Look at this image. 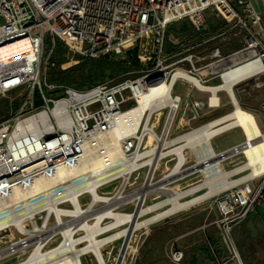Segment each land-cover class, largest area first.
I'll return each mask as SVG.
<instances>
[{
    "label": "built area",
    "instance_id": "built-area-1",
    "mask_svg": "<svg viewBox=\"0 0 264 264\" xmlns=\"http://www.w3.org/2000/svg\"><path fill=\"white\" fill-rule=\"evenodd\" d=\"M208 11L244 32V42L252 48L246 57L262 62L251 78L256 88H264V25L250 0H0V48L24 38L31 46L29 55L10 60L0 57V99L12 102L22 98L15 110L5 111L8 117L0 113V237L13 238L14 230L26 235L14 226L18 221L40 219L47 225L59 218L74 225L75 238L86 245L83 224L94 223L100 216L99 224L106 228L114 222L111 212L125 213L122 208L130 206L128 214H134L139 203L143 207L154 197L157 191L152 186L162 158L157 147L165 130L157 129L160 116L146 111L140 128L120 137L122 158L109 161L107 155L116 147L117 138H112L116 119L127 109L122 105L130 98L136 103L131 83L146 86L159 79L153 75L144 78L151 69L176 57L177 63H191L189 68L179 69L196 75L192 58L200 57L178 49L165 53L164 42L168 39L178 48L180 41L167 29L185 19L193 32L203 35ZM56 41L64 47V56L72 52L82 58L113 55L124 59L125 51L135 48L143 66L129 72L143 74L134 80L125 77L84 89L51 81L47 74L55 65L51 56ZM237 52L229 57L234 58ZM207 57L218 58L221 67L227 58H221L218 47L201 58ZM205 67L196 76L203 83L210 65ZM177 80L187 81L183 75ZM126 90L131 91V97L124 95ZM172 99L177 109L181 97L177 94ZM153 122L157 124L154 129H144ZM149 132L157 139L152 140L153 149L146 151ZM169 132L166 129L164 139ZM258 178L256 186L250 185L252 180L236 184L218 192L213 201L221 233L236 264L242 262L231 232L255 204L264 202V174ZM55 209L69 214L57 218ZM124 227H130L129 220L114 229ZM103 235L107 233L100 237ZM181 257L178 251L171 253L175 263H180Z\"/></svg>",
    "mask_w": 264,
    "mask_h": 264
},
{
    "label": "rangeland",
    "instance_id": "rangeland-1",
    "mask_svg": "<svg viewBox=\"0 0 264 264\" xmlns=\"http://www.w3.org/2000/svg\"><path fill=\"white\" fill-rule=\"evenodd\" d=\"M234 8L236 10L239 9L237 5H234ZM206 18L207 20L205 22V29L203 35H198L195 32H193L191 25L189 26V30L186 33L178 32L182 23L187 22L186 19L179 21L177 23L170 24L169 28L167 29V32L173 35L174 37H176L178 41H180L177 48L178 50H181L183 53H187V54L191 53L200 57L196 59L192 58L193 65L197 69L195 76L199 77L200 73L198 72H201L202 70L206 69L205 65H210V67L207 70L209 72V75L204 79V83L207 85H214L220 82L219 71L221 66H219V60L216 57H212V58L207 57L205 59L201 57L209 55L210 52L216 47H218L220 50L221 58L227 57L226 59H229L230 58L229 56H231L234 52L239 51L242 53H246L247 51L252 50V48L245 44L244 32H240L233 25V23L227 22L224 18H222V16H216L212 11L207 12ZM222 21H226L227 24H222ZM209 23L215 28L212 29ZM64 37L68 41H71V37L69 35L65 34ZM61 47H63L62 44L59 41H56L55 51H57ZM65 56L70 57V59H72L76 57L77 54H74L72 52L69 53L66 52ZM177 59L178 58L176 57L171 58L170 61L168 60L165 62L166 65H164L163 67L151 69V71L147 75H144V78L147 77L149 78V76L151 75H153L155 78H160L162 75L169 76L171 75V73H173L175 70L179 68L187 69L190 67L191 65L190 62L182 61L177 63L176 62ZM127 74L118 76V80L116 81H119L125 77H129L128 79L134 80L137 77H140L143 73L129 72ZM111 81L114 80H109L106 82L110 83ZM234 90H236V94L239 100L241 101L239 102V100L237 99L234 93V96L238 101L239 105L244 109L251 111L253 114L254 113L256 114L257 112L256 107L258 108L260 105V101L264 100V88H256L254 86V79L250 77L234 85L233 92ZM177 94L180 95L181 99L178 108L175 111L174 114L175 117L173 118L172 120L173 123H171V126L169 128L170 133L166 141L169 140L168 141L169 143L172 141L171 140L173 137V135L171 134L172 129H180L179 135H181L184 142L186 141V143L191 145L192 147L181 149V154H183L182 157L184 158L178 168L180 170V173L178 174H173V171L175 170L178 164L179 158H175L174 160L167 161L170 158V154L168 151L171 149L172 146L168 147L169 146L168 143L165 146H161L159 148V150L161 151L162 158L159 161L158 170L155 175V184L152 186V188L156 186L158 192H155L153 194L155 198L150 197L149 199H147L145 206L149 204L159 203L160 201L166 199L168 196L172 195V192L188 190L194 186H197L204 180L203 174L199 171L200 165L197 166V169L195 170H192L190 167L195 163H197L198 159L202 156V154L206 152V150L204 151V149H206V145L203 144L201 141L197 142L196 140L187 142L184 135L189 134V132L193 131L194 129L208 122L209 120L218 117L222 111L228 109L230 105L232 106L231 99L227 94V92L221 90L218 92V97L220 100L219 106L210 107L208 103V98L211 93L208 91L199 90L197 87H195L188 81L181 82L180 80H177L172 91V96ZM10 95L13 96L14 93H10ZM124 95L126 97H131L132 93L130 90H126ZM21 100L22 98H16L12 102H10L8 99H2V100L0 99V113L8 117L10 114H8L5 111H8L10 108L12 110H15L20 104ZM131 104L135 105V101L133 98H130L126 104L122 105V107L125 108ZM158 112H159L158 110L155 111V114H157ZM168 112H169L168 107L161 110L162 114L160 115V122L157 129L159 130L164 129L163 126L167 119ZM152 121H153V116L150 122ZM257 121L259 122L260 126H264V119L261 120L260 118L257 117ZM243 140H244V135L242 130L239 127H235L233 129H229L225 132H222L217 136H215L214 138H212L211 145L213 147V150L219 154L220 151L229 148L234 144H239ZM175 151L178 154V150ZM225 154H226L225 158L222 157L224 154L221 155V159H222L221 165L226 171H231L232 169H235L244 161L243 155L241 153L239 154L232 153L231 148L227 150ZM245 174H247V172L233 174L230 180L237 179ZM259 179L260 178L258 177L253 179L249 178L247 179V181L252 180L249 182L250 185L256 186L259 182ZM216 185L218 186L219 183ZM161 186L168 187L172 191L162 190L160 189ZM227 187H231V185H228ZM206 190H207L206 188H203L200 191H198L196 194L203 193ZM221 190L219 191L217 190L210 196L202 200H199L198 202L193 203L192 205L182 210L169 213L166 215V217L164 216L162 218L157 219L148 226V230H146V228L143 227L135 230L131 229L130 232L131 237L129 241L130 247L127 248L125 251L122 264H158V263L166 264L168 258L165 254H160L159 252L152 253L149 255L146 254L147 244L146 242L142 241L144 239L145 232L152 233L153 236L154 230L151 231L149 229V227H151L152 225L174 221L176 220V218L185 215L189 213L191 210H194L202 206H205L208 209L211 208V212H216L218 214L216 206L213 204V201L216 198L218 192H220ZM189 198H191V195H185L184 197L181 198V200L184 201ZM167 207L169 208L170 205L169 204L162 205L161 208L153 212L152 215L160 211L166 210ZM122 209H124V211L129 212L131 210V207L125 206ZM147 216L150 217L149 215ZM144 217L145 216L141 217L139 221L143 220ZM243 220L240 222L241 224L239 223L240 225L246 224V221ZM30 222H27L29 226L28 228L32 229L31 228L32 224H30ZM36 222L39 224V226H41L44 223V221L40 219H37ZM239 224L234 225L231 232L232 240L236 246L237 244L235 242V231H236L235 228ZM55 225H57V222L51 219L48 222L47 227L50 228ZM54 230L51 229L46 234L48 235L49 232H53ZM14 233L15 234L13 238L9 236L0 237V256H1L0 264H18L19 262L26 261L33 255L36 249L34 245L35 243H29L30 245H28V243L26 242L27 239L26 235H20L15 230ZM157 233H158L157 236L160 238H168L169 236L168 231L162 232L160 230ZM43 240L47 241V243L45 244V249L42 252L45 254L59 247L63 241V237L62 234L56 232L55 234H52L51 236H48L46 239ZM15 242L16 244L20 245V247H17V249H15L16 247H14L16 245ZM122 242L123 239H118L113 241L112 243L107 244L106 246H103L102 252L107 264L115 263V258L118 255ZM82 247H84V244L77 245V249H81ZM80 258L83 264H97L96 259L92 255V253L84 254Z\"/></svg>",
    "mask_w": 264,
    "mask_h": 264
},
{
    "label": "bare ground",
    "instance_id": "bare-ground-1",
    "mask_svg": "<svg viewBox=\"0 0 264 264\" xmlns=\"http://www.w3.org/2000/svg\"><path fill=\"white\" fill-rule=\"evenodd\" d=\"M30 53L31 46L27 38L12 42L0 48V57L4 60H10L18 55H29ZM250 54L251 50L246 53L237 52L234 58H225L226 60L225 62L223 61L222 67L219 71L220 82L214 85H207L199 81L196 76L189 75L181 69H177L169 76H161L159 79L150 82L146 86L141 85L140 82L131 83L130 86L135 93L136 103L135 105L123 110L122 114L116 119L117 126L115 127L112 135V138H117L114 140L116 147L108 153L107 160L109 161H115L122 158L123 154L120 148H118L120 137L131 129H139L142 124L143 115L146 111L154 112L158 110L159 112L156 115L160 116L162 114L161 110L168 107L169 112L165 121V130L163 136L159 140L157 152L161 146H165L169 143V140L166 141V139H164V135L166 133V129H169L171 123H173L172 120L175 117V110H177V104L172 99L171 94L174 88L173 85L177 80L178 75L185 76V79L199 90L210 92L211 94L208 98L210 107L219 106V91L224 90L227 92L232 102V109L229 112L202 124L193 131L189 132V134L184 135L187 142L196 140L197 142L201 141L206 145V149H204L206 152H204L197 161L200 165L199 171L204 177V180L200 184L185 191H174L172 192V195L168 196L159 203L149 204L143 207H139V203L134 214H128V212H111L110 215L114 218V222L106 228H103L102 225L99 224L101 217L97 216L98 219L94 223H85L81 226V229L86 232L85 238L88 241V243L81 249H77V245H80L79 243H81L82 240L75 238V226H71V224L66 225L58 218L62 214H69L66 211L59 209L54 210V213L58 218V222L57 225L50 228L47 227L46 222H44L41 227L37 222L31 220L32 222H30V224H32V229H29L26 222L18 221L14 224L17 231L26 234V242L28 245H30L29 243H35L34 245L36 247L33 255L28 260L19 262L18 264H83L80 257L88 253H92L97 264H107L102 252L103 246H106L117 239L128 240L129 238L127 242V248H129L131 229L135 230L143 227L148 230V225L150 223L164 216L166 217L169 213L182 210L193 203L210 196L217 190L219 191L225 187L228 188V185L234 186L236 184H241L249 178L253 179L264 174V132L260 130L254 114L239 105L233 92L234 85L240 81L250 78L262 67V62L258 58L245 57ZM156 125L157 124L155 122L152 125L147 124L144 126V129H154ZM235 127H239L242 130L244 140L239 143L237 147L231 148V152L238 154L241 153L244 157V161L235 169L226 171L221 165V155L213 150L211 139L218 134ZM153 139L157 138L154 134L149 132V136L146 141V151H151L153 149L151 146ZM181 149V147L178 149L177 155L179 161L173 171V174L180 173L178 168L184 158L182 157L183 154H181ZM225 155L226 154L224 153L222 157L225 158ZM241 172H247V174L237 179L230 180L233 174ZM218 183L219 185L217 186L216 184ZM156 188L157 187L155 186L153 189L158 192ZM203 188H206L207 190L203 193L196 194ZM160 189L172 191L170 188L165 186H161ZM185 195H191V198L182 201L181 198ZM166 204H169L170 207L152 215L153 212L161 208L162 205ZM147 215L152 216L148 217ZM143 216H145L143 220L139 221ZM127 220L130 221V227H124L116 230L114 229L117 225L124 223ZM51 229L56 230L49 232L47 235L46 233ZM56 232L62 234V243L59 247L49 251L48 253H42L46 244L43 239H46L48 236H51ZM101 233H107V235L105 237L104 235L100 237ZM14 247L17 249L20 245L16 244ZM123 258L124 255L122 260ZM122 260L120 264H122Z\"/></svg>",
    "mask_w": 264,
    "mask_h": 264
},
{
    "label": "crops",
    "instance_id": "crops-1",
    "mask_svg": "<svg viewBox=\"0 0 264 264\" xmlns=\"http://www.w3.org/2000/svg\"><path fill=\"white\" fill-rule=\"evenodd\" d=\"M250 4L253 10L261 15L264 25V0H250ZM256 109L257 112L254 113L256 121L257 117L264 119V100L260 101ZM257 123L260 130L264 129V126H260L258 121ZM179 133L180 129L171 131L173 137L168 147H172L168 151L170 158L167 161L178 158L175 150L180 147L182 149L192 147L183 141ZM217 219L216 212H211V208L202 206L174 221L152 225L149 229L154 230V235L145 232L142 240L147 244L146 254L157 252L165 254L168 258L166 264H236ZM243 221H246V224L240 225V223L235 228L236 252L242 264H264V202L259 201L255 204ZM160 230L168 231V238L158 237L157 232ZM175 251L182 255L180 263H175L171 259V253Z\"/></svg>",
    "mask_w": 264,
    "mask_h": 264
},
{
    "label": "trees",
    "instance_id": "trees-1",
    "mask_svg": "<svg viewBox=\"0 0 264 264\" xmlns=\"http://www.w3.org/2000/svg\"><path fill=\"white\" fill-rule=\"evenodd\" d=\"M222 24L227 23L226 21H222ZM190 25L189 20H187L186 23H182L178 32L186 33L189 30ZM209 25L212 29L215 28L210 23ZM176 50V45L170 40L165 39V53H174ZM63 53V47L57 51L54 50L51 59L54 61L55 65L49 69L47 77L51 81H56L77 89H84L109 80L116 81L118 80V76L129 71L138 70L143 66L137 59L135 48L126 50V57L124 59H120L118 56L113 55L98 56L96 58H82L76 56L70 59V57L64 56ZM234 93L239 100L236 90H234ZM239 102L241 101L239 100ZM132 105L133 104L129 105L127 108ZM231 109L232 106L230 105L228 109L222 111L219 116L229 112Z\"/></svg>",
    "mask_w": 264,
    "mask_h": 264
},
{
    "label": "water",
    "instance_id": "water-1",
    "mask_svg": "<svg viewBox=\"0 0 264 264\" xmlns=\"http://www.w3.org/2000/svg\"><path fill=\"white\" fill-rule=\"evenodd\" d=\"M226 151H227V150H225V151H223L222 153H219V154L222 155V154H224ZM197 166H199V164H198V163H195V164L192 165L190 168H191L192 170H195V169H197ZM128 240H129V238H128ZM128 240H127V239H124V241L122 242V245H121V247H120V250H119V252H118V255H117V258H116V261H115L114 264H120V263H121L122 257H123V255H124V253H125V251H126V248H127V242H128Z\"/></svg>",
    "mask_w": 264,
    "mask_h": 264
}]
</instances>
